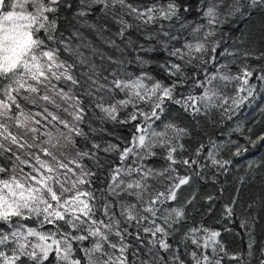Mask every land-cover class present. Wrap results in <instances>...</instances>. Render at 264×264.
<instances>
[{
	"label": "snow or ice",
	"instance_id": "obj_1",
	"mask_svg": "<svg viewBox=\"0 0 264 264\" xmlns=\"http://www.w3.org/2000/svg\"><path fill=\"white\" fill-rule=\"evenodd\" d=\"M191 12L182 0H0V264H264L253 227L264 183L240 198L264 159L224 205L246 250L189 211L201 182L248 151L234 135L264 143L240 119L264 99V65L251 63L264 48L223 27L264 13V0H197ZM108 123L130 136L97 137Z\"/></svg>",
	"mask_w": 264,
	"mask_h": 264
},
{
	"label": "trees",
	"instance_id": "obj_2",
	"mask_svg": "<svg viewBox=\"0 0 264 264\" xmlns=\"http://www.w3.org/2000/svg\"><path fill=\"white\" fill-rule=\"evenodd\" d=\"M141 2H150V0H141ZM183 3H190L192 5V12L188 14L189 21L195 22L197 20V0H182ZM224 31L231 34L233 38L239 37L242 31L250 32L253 39L256 40L257 46L264 48V42L261 41V34L264 33V13L254 12L251 15V18L248 20L238 19L233 23L226 24L223 26ZM135 36V33H133ZM231 43V41H228ZM252 64L261 66L264 65V60L262 61H251ZM233 71H238V69L233 66ZM255 80V77H253ZM264 104V99H260L256 102L251 109L245 108L241 114L240 119L242 120L245 131L247 128H252L251 133H246L255 138L257 135L264 132V119L261 118L259 113V108L257 105ZM246 116L247 120H243V117ZM230 126H235V122H230ZM107 129L106 133H97V137L103 135L105 139H114V137H129L130 128L129 126L114 125L108 123L104 125ZM226 130V129H225ZM209 134L219 137L220 129H208ZM109 133L111 135H109ZM222 138V137H221ZM233 139H238L241 144H245L248 148V151L240 157H231L233 160V165L230 166V171L227 175H221L217 178V183L212 184L201 182L199 190L197 192V200L194 207H190L189 211L197 224H204L207 227L213 228L221 232V238L225 245L230 251H240L246 250L248 237L244 233V229L240 227V220L233 218L231 220L224 219V205L230 203L231 197L236 194L235 190L238 187V179L240 176L245 175V170L247 168L249 161H260L264 159V143L257 144L253 147L247 141L243 140L242 137L233 136ZM198 141H190L189 144L191 147H195ZM226 158H229L228 153L224 154ZM163 161H157V164H162ZM264 176V173L258 175L255 181L246 185L241 193V200L246 201L250 197L254 196L259 192L262 183L261 177ZM188 193L186 192L185 195ZM214 196L215 200L212 202H206L204 197ZM212 208V211H209V208ZM239 213V207L237 208ZM254 233L257 240V249L262 243H264V211H257V217L254 224ZM226 229H230L227 231ZM227 264V261H225Z\"/></svg>",
	"mask_w": 264,
	"mask_h": 264
}]
</instances>
